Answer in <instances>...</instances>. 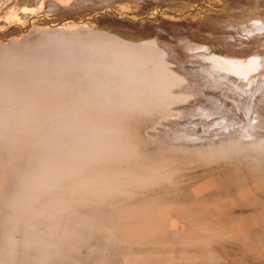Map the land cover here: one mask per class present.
I'll use <instances>...</instances> for the list:
<instances>
[{"label":"rangeland","instance_id":"rangeland-1","mask_svg":"<svg viewBox=\"0 0 264 264\" xmlns=\"http://www.w3.org/2000/svg\"><path fill=\"white\" fill-rule=\"evenodd\" d=\"M51 1L62 6L52 10ZM76 1L83 7H64ZM255 13L264 17V0H0V95L6 104V110L0 105V264H264V148L256 144L264 145V116L253 113L249 123L229 110L221 127L199 117V105L207 100L211 105L214 98L172 62L168 50L186 61L197 59L199 50L184 51L182 46L225 53L217 45L225 43L223 37L259 43L263 38L239 37L242 30L230 26ZM65 37L74 41L68 47L91 44L93 52L87 53L97 62V44L117 49L128 43L133 47L124 49L150 63L162 50L173 66L168 70L189 83L173 86V94L188 100L165 109L160 99L125 106L114 100L105 107L104 91L94 99L84 87L97 88L98 83L80 76L82 65H67L78 80L73 84L74 74L67 72L62 79L31 61L37 59L40 66L43 60L44 65L50 51L63 52L60 39ZM146 42L158 50L144 51ZM61 56L63 63L66 56L71 59L70 54ZM252 95V106L264 108V82ZM20 108L27 110L17 114ZM13 109L17 115L11 114ZM70 122L76 130L81 124L93 127V133L101 130L95 139L82 125L88 130L77 142L80 153L85 146L89 151L84 142L90 139L112 149L105 152L101 145L103 153L96 148L84 152L89 157L82 153L84 158L74 164L75 150L68 162L64 150L54 146V134L57 139L60 135L53 128ZM252 125L259 126L252 128L257 140L247 135ZM218 141L227 145L179 148ZM44 149L63 153L60 158L51 154L50 160ZM48 160H56V167L64 163L62 171L55 169L63 174L53 172L52 178L54 163L51 167ZM38 170L39 176L46 170L44 176L51 178L42 175L46 182L38 181Z\"/></svg>","mask_w":264,"mask_h":264},{"label":"bare ground","instance_id":"bare-ground-1","mask_svg":"<svg viewBox=\"0 0 264 264\" xmlns=\"http://www.w3.org/2000/svg\"><path fill=\"white\" fill-rule=\"evenodd\" d=\"M49 4H50V8L52 10L62 6V3H59V2H56V1H51V2H49ZM75 4L76 5L65 4L64 7H66V6H67V8L70 7V6H72L74 8L75 7L76 8L83 7L80 4L79 1H76ZM236 19L237 18H235V20ZM238 21H234L235 24L234 25H230L232 27L236 26L237 28L242 30V34L239 31L236 33L237 36L246 37L247 35H249V36H254L253 39L263 38L262 39L263 41H259V43L255 42V43L248 44V43H244L243 40L241 41L240 39L236 40L235 38H229V39H231L233 41H228L227 38L223 37L224 40H225V43L218 42L217 45L222 46L223 48H225L226 49L225 53H220V52H213L212 53L211 50L209 49V47H207V46H194V47H191V48L188 47V46H182L184 51L199 50L198 52L196 51L197 52L196 54L198 56L197 59H188L186 61H182L181 59H179L177 57V55L173 52L174 51L173 49H168L170 51L171 60H173L172 62L176 63V64H179L182 67H184L185 68V72L188 75H190V77L193 79V81L195 80L196 81L195 83L198 82L203 87H205L207 89L206 90V94H208L210 98L212 97V98L215 99V100L212 99L213 101H211V103H210L211 105L208 104V102L210 100H207L208 101L207 103L199 105L200 113H198L197 115H199V117L210 118V119H212V121L218 122V124H219V122L226 123L228 121V119L230 118L229 117L230 115H228L229 110L232 111V114L234 113V111H237V114L239 115V117L240 118H242L243 116L246 117V119L249 121V123H251L253 118H254L253 117L254 115H252L253 113L258 114L261 117L264 116V108L263 107H262L263 108L262 109L261 107H258V106L254 105V104H253L254 106H252V103H253L252 100H254L253 99L254 95H252V94H254L258 90H260L261 86H262V83L264 82V77H263L262 80L260 79L261 75L264 76V17H262V15H260V14L255 13V14H253V17H251V18L244 19L242 22H238ZM230 26H228V27H230ZM228 37H229V35H228ZM223 38H221V39H223ZM60 42H61V45L63 47V49H62L63 52L62 51H57L58 52L57 53L56 51L52 52L53 50L50 51V53H48V56L46 57V61L43 63L44 65H41V62L43 60L40 61V66H39V63H38L39 61L37 59L36 60L33 59L31 61L34 62L35 65L37 64L38 66L37 65L36 66L40 67L39 69L45 70V72L49 73V74L52 73V75L54 74V75H56L58 77H61L62 79L64 78L63 76L65 74L68 75L67 72H69V74L72 73L71 69L73 70V67L75 69L76 68L75 66L78 67L79 65H82L81 69H83V71H82L83 75L80 74V76H84L86 78V80L94 81V82H92V84L96 83V82L98 83L97 84L98 85L97 88H89V86L88 87L84 86V87L87 88V91L92 90L91 94H92V96L95 97L94 99H96L97 95L99 97L100 93L102 94L103 91H104L103 96H105V97H102V95H100V97L104 98L103 101H105V103H107V105L105 107L108 106V103L110 101H111V103L117 101V102H119V104L121 103L120 105L123 106L124 105L123 103H125V105L129 104V103H141V102L142 103L149 102L151 104V102L154 99H158V100L160 99L162 102L165 99L166 100L165 102H167L166 105L164 104V102L162 103L159 100L161 105H162V108L165 109L164 107H167V105L170 106L172 102L175 103V102H180V101H186L189 98V96H187V95H180V94L175 95V94H173V91H172V87L173 86H179L178 84L182 85V84L186 83L185 85L187 87V85L189 86V83L182 76H178V75H176L173 72H170L168 70L169 69L168 67H170V66L173 67V66L171 64H168V62L166 61V55L163 54L162 50L159 51L156 47H154V46L151 47L150 46V45H154L153 42H152V44H150L151 43L150 42L149 43L150 45L148 44V42H146L148 44V46H144L146 44L140 45L142 47L143 46L147 47V50H144V51H147V52L151 51V50H149V48L152 49V50L153 49L154 50H156V49L158 50L157 51L159 53V56L157 55L158 59L153 60V62L151 61L152 63H150L149 62L150 59H148L149 60L148 61L145 56H144L145 58L143 57L144 59H142L141 58L142 56H140V53H139V55L134 54L136 52L134 50L136 49L135 47L137 45L136 46L134 45L135 49L132 48V50L134 49L133 50L134 51L133 54H132V52H129L128 50H130V48L133 47V46L130 45L131 47L129 48L127 46L128 43L125 44V42H124V44H125L126 47H128L127 48L128 50L126 48H125L126 50L124 49L125 46L122 43L121 44L123 45L122 46L123 48L120 45H118L120 47H118V46L116 47L115 46L117 49H113L110 45H109L110 47H108V48H104L103 45L102 46L100 45L102 47V49H100L101 47L99 48L98 44H97V46H98L97 48L95 46H93V47L96 48V49L94 48L95 49L94 53L97 54V58H99L98 56L101 55V59L98 61L100 63H98L96 61V59L93 60V58H92V56L94 58H96V56L93 53H90L92 51V49H93V48L91 49L92 46L90 47L91 44H89L90 48L88 47V44H87L88 48H85V47L84 48L83 47L82 48L81 47L77 48V46H76V48L75 47L72 48L71 46L68 47L71 44L72 40H70L69 38H66V37L65 38H61ZM117 43H119V41H117ZM81 44H83V43H81ZM81 44L79 46H81ZM184 44L185 43H183V45ZM249 45H251V46H249ZM82 46H86V45H82ZM243 46H245V47H243ZM248 47H251V48H248ZM137 50L140 51L139 48ZM88 51H90V52L87 53ZM151 52L153 53V51H151ZM61 53H63L64 56L65 55L69 56V54H70V56H69V57H71L70 61H69V58L66 56V58H68V59H67V61H65L66 60V58H65L64 59L65 63H63L62 60H61L62 59ZM154 53H155V51H154ZM158 53H156V54H158ZM237 53H239V54H237ZM73 54H76V55H73ZM86 54H88V56H91V58H92L94 63L91 62L92 61L91 58H89ZM91 54H93V55H91ZM104 55H106L105 56L106 58L103 57ZM135 55H137L138 57L135 56ZM75 56H77V57H75ZM109 56H111V57H109ZM73 57L75 58V60H74ZM78 57H81L82 60H80ZM108 57L110 58L109 60H108ZM154 57L155 56H153V58ZM88 59H90V60H88ZM105 59L108 60L109 62L108 63H107V61L105 62ZM72 60H74V62L78 63V64H75V63L73 64ZM78 61L82 62V63L79 64ZM146 61H148V62H146ZM45 63H47V64H45ZM68 63H71L69 65H73V67L70 66L71 69L68 67L69 66ZM18 64H19V62H18ZM0 67H2V66L0 65ZM22 68H23V71H21V75L25 71L23 66H22ZM15 70H17V69H15ZM3 71H5V70H3ZM76 72H79V71L76 70ZM72 74H74V72ZM18 75H19V72H18ZM24 76H25V74H24ZM26 76L28 77V74H26ZM71 77L74 78L73 79V81H74L73 84H75V82L78 81V80H76V75L75 76H71ZM78 78H79V76H78ZM25 79H29V77L25 78ZM31 79L33 80V78H31ZM64 79H66V78H64ZM32 80L29 83L32 84L33 83ZM57 80H60V78H57ZM82 80H83V78H82ZM36 84H38V81L36 82ZM97 85H95V86H97ZM0 87H1V85H0ZM81 87H83V85ZM182 87H185V86H182ZM87 91H86V94H87ZM2 92H3V90H2ZM6 92H7V90H6ZM10 92H11V90H10ZM3 93H5V92H3ZM7 93L9 94V92H7ZM88 93H90V92H88ZM1 95H0V105L1 104L3 105L4 102L2 100H3L4 97L1 99ZM243 95H248V97H243ZM7 96L9 97V95H7ZM7 96H5V97H7ZM8 97H7V99H8ZM10 99L11 98H9V101H10ZM30 99H31V97H30ZM97 99H100V98H97ZM25 100L27 101V98ZM169 100H170V103L168 102ZM89 101H92V100H89ZM111 103H110V105H111ZM173 103H172V105H173ZM217 103H219V104H217ZM163 104L165 106H163ZM3 106H4L3 110H6L5 109L6 104L3 105ZM3 106H2V108H3ZM167 108H169V107H167ZM17 110L19 111V112L17 111V114L18 113L23 114L24 111L26 112L27 108H23V109L20 108V110L19 109H17ZM22 110H24V111H22ZM11 114H16L15 110L13 112L11 111ZM21 114H19V115L22 116ZM3 118H4V115L0 113V127L3 126V123H4L2 121ZM242 119H244V118H242ZM258 123L257 124L260 125V128H261L262 121H258ZM56 124H53V125H56ZM59 124H57L58 126L56 125L57 126L56 128H53L55 126H52L53 130L57 129V131H56V132H58L57 135H60L59 138L57 139L56 137H58V136H55V134L53 133L54 137L56 139L55 142H54V146L57 147L58 149H62V151L64 150L63 157H64V155L68 159L72 158V157H75L77 155L76 154L77 152H75V150L79 151V149H78L79 146L77 147L76 145H77V142L81 140L80 136H82L83 133H85L86 130H88L87 128H89V131H87V132L90 133V130L93 129V127H89L88 125H85V124L79 125L80 123H78V125L81 126V127L79 129L78 126H75V127H77L79 129V130L77 129L78 130L77 131L75 128L73 129L74 126L72 125V123H71V125L70 124L68 125L66 123L64 124L65 126L67 125V127L69 126L70 128L69 127L68 128L71 129V130H68L67 127H63L61 125L62 123H59ZM74 125H77V124L74 123ZM82 125H83V127H84V125H85V127H87V126L88 127L87 128H82ZM91 126H93V125H91ZM219 126L221 127V124H219ZM222 127H224V126L222 125ZM258 127L259 126L252 125L251 129L247 131V135L249 137H251V138L255 137V139L257 140V138H259V136H258V134L254 133L252 128L256 129ZM96 129H97V127H96ZM75 130H76V133H75ZM105 130H106V128H105ZM80 131H81V133H80ZM82 131H85V132H82ZM96 131L100 132L101 130L97 129ZM96 131H95V133H93L92 130H91V133H93L95 137L93 135H91V136H92V138L94 137L96 139V136L98 135L97 139H100L101 132H100V134L98 132V134L96 135ZM77 133H79V135ZM88 133H86V135ZM88 139H90V138H88ZM90 140L92 141V142L91 141L90 142L93 143V140L92 139H90ZM53 141H54V139H53ZM97 141L98 140H95L94 142H97ZM88 142L89 141L86 140V143L84 142V144H87L88 150L91 151L92 153H93V150L95 148L97 149V151L100 150V153L104 152V151L101 152L102 150H104L103 148H105V149L107 148L105 150V152L108 150V148H111V146L110 147H106L105 145H104L105 147H103V145L100 144L99 141L97 143L100 144V146H97V143L96 144L95 143H93V144L89 143L88 144ZM49 143L48 142H46V143L45 142L44 143L43 142H39L38 144H40V145L43 144L44 147H45V146H47L45 144H49ZM51 144H52V140H51ZM84 144H82V145L80 144L81 147L84 146ZM256 144H258L257 146H259V148H262V149L264 148V145L261 142H257ZM43 145H42V147H43ZM49 145H48V147L52 149V147H50L51 145L50 146ZM93 145H94V148L90 149L91 146L93 147ZM95 145H96V147H95ZM101 145H102L103 148L101 147ZM216 145L225 146L227 144L226 143H222L221 141H218V142H211V143H207V144H205V143L204 144L195 143V144L188 145V146H179V148L182 147V148H187L188 149V147H192V149H194V148L196 149L198 147L201 148L203 146L210 148V146L216 147ZM52 146H53V144H52ZM97 147H101V148L98 149ZM83 148H82L83 151L80 153V151H81L80 150L78 156L73 158V161L76 158L77 159L80 158V159H78V161L81 160L82 158H84V157H81L82 153H83V156L84 155H86V156L89 155L87 153L84 154V152H88L89 153V151H85V150H87L86 149L87 147L85 146ZM51 149H50V153L53 154L52 152H54V151L51 152ZM58 149H56L57 154H53L52 158H54V155H55V158H60L59 156L63 152L61 150L59 152ZM46 150L44 152H46ZM44 152H42V155H44L43 157L45 159L46 154H44ZM58 152H59V154H58ZM47 154H49V153H47ZM51 154H49L50 156L47 159L51 160ZM47 157H48V155H47ZM66 157L63 158L64 161H65ZM63 159H61L62 161L61 160L59 161V159H57V161L58 162H64ZM77 159L73 162L74 164H76L78 162ZM43 160H42V162H43ZM50 160H48V161L50 162ZM70 160L71 159H69L68 162ZM57 161L55 160V162H57ZM51 162L54 163L53 165H54V167H56L55 165H57L58 162L55 163L53 160ZM51 162L50 163L47 162V163L52 165ZM64 163H66L65 166H64ZM64 163H61V165L63 164V166L65 168H67L66 167V166H68L67 160ZM70 163H71V161H70ZM53 165L51 167H53ZM61 165H59L56 168L53 167L51 169V170H53V171H51L52 172L51 175L53 174V172L55 174H57L56 176H59L58 173L62 175L63 173H61V172L57 173V171H59L60 169H61L60 171L63 170L62 168H59V167H61ZM69 165H71V167H72L73 164H69ZM51 167H48L49 171H47V172H50L49 168H51ZM68 167H69V170H70V166H68ZM43 168H45V167H43ZM57 168H59V170H57ZM65 168H64V171H66ZM45 169L47 170V167ZM46 170H43V172L46 171ZM69 170H67V171H69ZM39 171L40 170L36 171V172H38V173H36V175L38 174V179L40 177V179L38 181H41L42 183L44 181V183H45L46 182L45 180H47V179L44 178V177H47V175H48V179L51 178L49 173L47 174L46 172H45L47 174V175L45 174L46 176H44L43 172H40V173H42V175L44 177L41 174L39 176ZM65 173H67V172H65ZM41 176L43 177L44 180H41V178H42ZM52 178H54V176Z\"/></svg>","mask_w":264,"mask_h":264}]
</instances>
